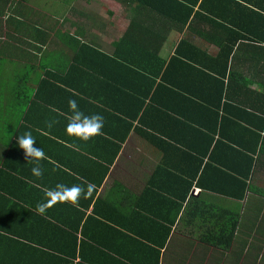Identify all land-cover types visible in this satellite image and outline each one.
Returning a JSON list of instances; mask_svg holds the SVG:
<instances>
[{
    "label": "crops",
    "instance_id": "obj_1",
    "mask_svg": "<svg viewBox=\"0 0 264 264\" xmlns=\"http://www.w3.org/2000/svg\"><path fill=\"white\" fill-rule=\"evenodd\" d=\"M251 1L0 0V264H264V197L228 196L240 189L221 165L245 125L220 129L208 102L232 70H257L264 41L246 32L262 30L264 0ZM231 32L246 37L225 70ZM72 99L104 117L102 135H66ZM27 131L49 158L42 178L17 143ZM77 177L91 197L38 214L46 189ZM192 197L239 213L230 248L201 240Z\"/></svg>",
    "mask_w": 264,
    "mask_h": 264
},
{
    "label": "trees",
    "instance_id": "obj_2",
    "mask_svg": "<svg viewBox=\"0 0 264 264\" xmlns=\"http://www.w3.org/2000/svg\"><path fill=\"white\" fill-rule=\"evenodd\" d=\"M244 1L253 3L251 0ZM259 7L264 11L263 4L259 5ZM111 14L112 16L114 15L112 12ZM258 22V24L262 26V28H260L262 30H258L257 32L247 31L246 33L247 35H251L252 38H256L258 41L262 42L264 41V15H262V17L260 15ZM233 34L231 32L230 35L226 37L233 45L223 44V47L221 46V51L226 52L223 63L225 70L226 67L228 68L231 55L234 54L236 48V46H234L235 43H237L240 38L246 37L238 32H233ZM215 41L218 42L216 39ZM256 49L258 51L253 57L258 60L256 72L250 73L251 75L248 76L244 75L242 72L232 70L230 80H227V84L225 82L221 85L215 84L218 85L220 89H225L223 95L222 93L216 94V92H213L210 93L208 100L210 107H214L218 111L223 109V113H220L217 117V119L220 120V129L223 125H227V123L232 120L242 124L241 126L243 127L245 125L244 128L246 129L245 134L243 136L240 134L239 136L241 140L235 141L237 149L230 145H225V151L230 150L232 154L230 158L225 159L226 163L221 164L226 170L223 174L230 177L231 181L240 189L237 194H227L230 197H244L248 188H253L256 193H260V195L264 197V181L261 182V185L256 187L252 186V183H250L251 179H255L256 175H258L259 178L260 174H264V47L256 46ZM194 52L198 54L201 53V50L196 48ZM220 56L217 62L213 61L216 59L209 60V62H216L213 66L219 64L218 62L221 61ZM163 64L164 62L162 61V65ZM136 65L140 70H145V67L140 65V63ZM162 65L159 70L161 73ZM204 65L206 66V64ZM209 65L211 64H208V66ZM168 70L169 67H166L165 73H167ZM162 79L166 83L169 82L167 78ZM255 85L258 88L254 89L253 87ZM235 125L233 124V127L236 129ZM216 143L221 144L222 142L218 140ZM228 162H230V164H228ZM231 164L234 165V168ZM231 173L236 174V176L241 179L233 178ZM185 213L187 217L192 218L190 223L194 230L201 233L199 237L202 241L208 242L214 247L219 246L224 250L232 246L233 234L238 223L239 213L224 208H216L206 203L204 200L197 201L193 197L189 200L188 210H186Z\"/></svg>",
    "mask_w": 264,
    "mask_h": 264
},
{
    "label": "clouds",
    "instance_id": "obj_3",
    "mask_svg": "<svg viewBox=\"0 0 264 264\" xmlns=\"http://www.w3.org/2000/svg\"><path fill=\"white\" fill-rule=\"evenodd\" d=\"M69 113L66 115L67 124L65 133L70 138L82 142H89L94 137L102 135L104 128V117L98 113L91 115L85 114L77 104L76 100L72 99L68 102ZM57 121H46L47 127L50 129ZM18 146L23 150L28 164L34 165L31 168V173L37 178H42L44 169L40 162L49 159L42 148L34 146L35 139L30 131L20 135L17 140ZM73 147H78L70 145ZM81 183L73 184L71 186L64 183H57L54 188L46 189L44 191V200L36 205L38 214L44 215L46 212L59 204H71L74 207H79L81 197L89 198L92 196L96 186L92 183L84 181L82 178Z\"/></svg>",
    "mask_w": 264,
    "mask_h": 264
}]
</instances>
